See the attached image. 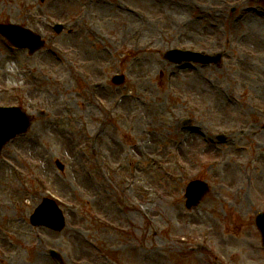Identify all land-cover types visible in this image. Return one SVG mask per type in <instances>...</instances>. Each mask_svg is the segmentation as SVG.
I'll return each mask as SVG.
<instances>
[{
    "label": "rangeland",
    "instance_id": "obj_1",
    "mask_svg": "<svg viewBox=\"0 0 264 264\" xmlns=\"http://www.w3.org/2000/svg\"><path fill=\"white\" fill-rule=\"evenodd\" d=\"M0 22L46 41L30 55L0 36V105L34 117L0 156V264L264 259V0H0ZM176 47L222 66L172 64ZM192 179L210 191L188 210ZM49 196L62 232L31 224Z\"/></svg>",
    "mask_w": 264,
    "mask_h": 264
},
{
    "label": "water",
    "instance_id": "obj_2",
    "mask_svg": "<svg viewBox=\"0 0 264 264\" xmlns=\"http://www.w3.org/2000/svg\"><path fill=\"white\" fill-rule=\"evenodd\" d=\"M60 31V25H57ZM0 33L9 39V41L18 48H30V52L34 53L43 45L41 37L34 34L32 31L18 25H4L0 24ZM181 51L169 52L168 58L175 62L183 60L195 59L197 61L206 60L202 54H186ZM207 59H209L207 57ZM207 62V61H204ZM123 77H116L115 82L122 83ZM31 126V119L19 107H0V152L3 146L15 138L19 134L25 133ZM62 168V165H61ZM209 190L208 186L200 181L191 183L188 187V208L197 206L206 192ZM32 224L36 226H47L57 231L64 229L66 222L63 213L58 206L49 200H45L44 204L37 208L35 214L32 216ZM257 224L262 231L264 239V213L259 214ZM56 255L54 251L51 252ZM57 256V255H56Z\"/></svg>",
    "mask_w": 264,
    "mask_h": 264
},
{
    "label": "flooded vegetation",
    "instance_id": "obj_3",
    "mask_svg": "<svg viewBox=\"0 0 264 264\" xmlns=\"http://www.w3.org/2000/svg\"><path fill=\"white\" fill-rule=\"evenodd\" d=\"M254 258H256V259H254L256 262H254L253 264H258V263H263V262H264V259H263L260 255L254 257ZM246 259H247V256L245 257V260H246ZM239 261L242 262V260H240V259H239ZM241 262H240V263H241Z\"/></svg>",
    "mask_w": 264,
    "mask_h": 264
},
{
    "label": "bare ground",
    "instance_id": "obj_4",
    "mask_svg": "<svg viewBox=\"0 0 264 264\" xmlns=\"http://www.w3.org/2000/svg\"><path fill=\"white\" fill-rule=\"evenodd\" d=\"M191 224H198V222L194 223V220H192V221L189 222L188 225L190 226Z\"/></svg>",
    "mask_w": 264,
    "mask_h": 264
}]
</instances>
